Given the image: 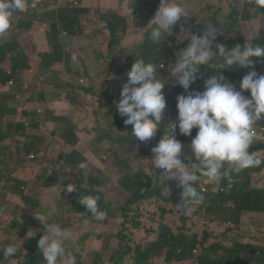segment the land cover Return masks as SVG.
Instances as JSON below:
<instances>
[{
    "label": "trees",
    "instance_id": "16d2710c",
    "mask_svg": "<svg viewBox=\"0 0 264 264\" xmlns=\"http://www.w3.org/2000/svg\"><path fill=\"white\" fill-rule=\"evenodd\" d=\"M47 1L56 2L57 0ZM78 1L83 2V0ZM33 2L34 0H27L29 11L24 15V17H29L20 19L16 22V24L11 23L10 29L5 34L0 35V81L5 83V78H9L8 76H5L2 71V63L4 62V58L9 54L4 51L3 41L9 39L11 33L15 32V34L21 36V34L26 33H36L41 27H44L51 47L55 52L51 55L43 54L41 58H38L40 60L38 64L39 73L34 75H40L43 78L47 75L51 76V78L47 80L48 83L43 85L40 95L43 96L45 94L44 89L50 88L56 83V95H63L64 98L67 99L69 94L67 101L73 106L74 114L76 112L84 114L81 106L86 100V97H94L96 99V101L99 103V111L95 113V115L97 117H102V120L94 122L93 120L86 119V121L83 122V124L86 126L85 131L92 129L98 133L100 130H102L98 142H111L115 146L107 151H105L102 147L101 154L103 153L108 157L105 163L117 160L128 166L127 172L120 178L119 182H121V184L128 190L132 197H118L116 199L105 200L107 191L103 188V186L106 182H113L114 177L107 171H103L100 176L94 175L97 166L93 162L86 160L85 158L87 156L85 154L79 156L76 162L71 159L74 156L75 151L79 149L78 134L81 130L66 116L56 117L52 113L55 109L54 104L57 102H63V100L60 98L54 100V103L50 106L52 107L51 109L40 112L42 116L39 123L45 124L48 122V124H50L49 122H51L54 125V130H52V127L50 128V130L53 131L52 134L48 135L42 130V128L38 129V124L32 126L35 120H31L29 123L22 122L19 126H15L14 123H12L13 127L9 130V132H0V143L9 139L21 142L22 146H20L17 151L18 157L21 159L22 150H24L27 154L33 153L40 155L41 153H44V151L49 152L51 148L58 142L63 143L66 147L65 152L60 157L52 160V169L46 170L45 174L41 177L45 182V192L56 194L58 196L60 193L59 187L61 183H63L64 186L72 184L71 181H66L65 183L61 181L65 171L71 169V166L74 165V163L79 164L80 162H90L88 165L89 167L87 174H85L84 170H81V174L77 177V199L69 200L66 197L64 200H62V193L61 197L59 196V198L62 200V203H64V210L67 212L71 211L82 214L85 218V222H90L92 225H96L98 220H96L91 213L87 212V209L84 205L79 203V198L84 195H93L99 197L98 205L100 210L106 211L110 218L114 217L120 221L123 219V222H121L120 231L109 238L106 247L102 250L89 253V255L95 257V264H127V261H131L132 264H186L190 262V257L192 259H196L195 264H264V233L259 234L263 230L259 226H254L253 228L257 233L248 235L246 231L240 230L238 225H228L223 231L221 239L218 238V235H212L211 237L207 236L205 239L199 240L197 238L199 226H197V228L191 232L187 231L188 226H196L198 224V215L205 213V210L202 207L208 206L211 202V209H209L211 212L219 211V207H226V204L231 201L233 204L235 203L236 207V209H233L232 204L231 210L233 212L239 208L241 212L251 211L264 213V193L257 192L254 196L249 190L245 189V186L248 183L245 180L249 179L251 175L255 176L256 172L253 169L262 170L264 169V165L259 168L246 169L237 175H233L231 179H221L219 182H216L221 185V188L225 189L229 188V184H235L236 189L233 191V194L229 195L226 193L218 195L217 193H213L211 188L208 193H202V188L204 185L212 186L207 178L202 177L200 181L197 182L196 186L197 190H199L203 185L198 191L204 197L203 203L193 206L187 210L181 211L179 209L178 211V215L180 216L181 222L183 224V229H180V231L184 230L182 233L183 237L176 238L172 236L170 238L169 236L171 233L168 231L163 239L158 241V243L153 242L156 230V217H158L160 213L163 214L165 211L170 210L164 209L160 212L158 207L163 206L159 205V201L161 200L164 204L172 203L177 208L180 199L179 195L182 191V189L177 187L178 181L163 179L161 173H159V170L153 166L154 161H152L154 158L152 148L158 144L163 136V131H166L167 129V124L177 117V115L174 114L178 112L173 108L166 106V112L163 114L160 128H158L157 131V141L155 139V141L152 142H140L139 140L135 139L132 134H129L127 138L124 132L129 131L131 133L132 126L124 124V119H126V117H121L118 114L117 108H115V98L118 97L120 99L122 86L127 82L128 79L126 73L131 69L134 63L122 56H119L113 63L115 70L111 72L110 77L107 80L109 90H102L101 94L95 93L93 81L90 82V88H81L74 85V83L69 82L68 76H66V79L63 80V77L56 75L58 74V71L61 67L57 65L56 61L64 64V39H62V32L56 23L61 22L64 29L67 30L71 35H76L79 39H82L84 32L83 23H92L94 21V17L89 14V10L85 7L54 8L50 11H47L42 6H40L35 11L32 9ZM41 7L42 11H40ZM158 7L159 0H128V4L126 5L125 9L118 10V12L122 14L123 12L133 11V14L137 15V17L133 15L121 20L119 15H105L103 20L108 24V31L112 38L110 44L113 48V51H119L120 48L115 39L122 31L127 32L130 25L134 21H137L140 29H145L149 35L152 25L148 22L154 16ZM260 10L264 13V9ZM130 20H132V22H130ZM193 30L195 32L198 31L197 29ZM183 32L184 29H182V26L178 25L172 30V34L170 36L166 35L164 37L160 44L152 43V49L150 53L151 58L149 62H152L153 60L156 65H161L162 62L156 58L160 55L169 54L172 57V61L175 62L178 53L181 51L178 48V44L180 43L178 41V35L183 34ZM197 34H200V31ZM167 37L171 40H174L177 45L174 47H169ZM90 42H95V36H93ZM217 42L223 44L226 48H230L225 38H222L221 40L216 38L214 43ZM257 43L264 44V33ZM105 45L106 42L102 41L101 46ZM12 46L17 50L22 62L26 61V68L30 70V60L25 49L17 43ZM213 51H215V48ZM12 57L13 60L18 61L16 58V53H14ZM100 59L105 61L107 60V57L104 54H101ZM254 61L256 68L251 70H255L258 74L264 75V60L255 58ZM82 64L83 62L73 63L72 66L67 68L68 72L81 75L82 68L80 65ZM165 75L166 72L159 71L158 68L157 76L158 78L162 79V82H164ZM238 75V68L230 69L227 77L232 80H237ZM87 76L90 80H100V76H96L95 78L91 77L89 72H87ZM101 76L103 77V75ZM170 78L171 87H177L178 81L176 83H172L173 80H177L176 77H172L170 74ZM34 79L39 78L35 77ZM83 85H85V83ZM75 89L82 90L83 93L81 95L75 94ZM190 89L191 91L189 94L193 92L192 86ZM50 91L55 92L53 89ZM61 92L64 94H61ZM180 93H184L182 88ZM74 94L77 97L75 99L73 97ZM24 95V86H17L15 98ZM13 100L14 98H0V125L7 115H11L12 117L16 116V112L9 105ZM28 100L29 102L45 103L44 101L36 100L35 97H29ZM43 105V108L46 109L48 108L49 103L46 102ZM105 109L116 112L114 120H111L109 115L105 114ZM34 115H37V113ZM24 116H27V113H24ZM62 124L65 125V127H63ZM65 129H67L66 134ZM174 134L183 145L186 143L184 136L180 135L178 128L175 130ZM134 142H136L137 145H135ZM252 146L253 150H251L250 153L257 152L259 147L264 149V130L257 132ZM53 155H55L54 152ZM259 157L264 159V151ZM184 163L188 166H191V164L198 162L196 160L187 159ZM37 168L38 170L40 169L39 167ZM30 183L31 181L29 180L15 178L9 179L6 182L7 185L4 186L6 187V192H15L22 197L27 211L34 210L36 207L43 210L44 207L42 206L41 193L37 187ZM136 184H139L141 188L146 189L145 193H143L144 191L142 190L139 191ZM216 185L217 184H215V186ZM150 187L157 188L158 190L152 191ZM239 189L241 190L235 196L234 194ZM165 190H168V196H165L162 193ZM33 194H35V196L29 197ZM67 205L74 207L73 210L69 209ZM141 206L147 209V211L152 212L150 215H148L149 220L146 218L148 222L144 230L135 229L132 227L131 222H134V218L130 217L134 215V212L139 211ZM246 207H250V209H247ZM1 213L2 212H0V214ZM145 214H148V212H145ZM155 214L157 216H155ZM64 216L65 213L63 212L58 214L57 218L63 219ZM58 224L67 230H69L71 225V223L62 220L59 221ZM14 228L16 229V238L20 237L24 232L27 231L26 226L23 223L15 221L6 222L4 232H12ZM87 234L88 233H86L85 236ZM41 237L42 235L35 238L32 245L25 253H17V255L11 259H16L19 264H35L38 261L44 264L43 257L38 248V240ZM147 240L151 243L144 244V242ZM67 246L68 250L71 251L75 256L76 264H89L84 253L74 251L76 247L72 245L71 239L67 241ZM169 248L172 249V251H168ZM179 249L182 251L180 252ZM195 250L199 251L198 255H195ZM81 256L83 259H81Z\"/></svg>",
    "mask_w": 264,
    "mask_h": 264
},
{
    "label": "clouds",
    "instance_id": "9594fccd",
    "mask_svg": "<svg viewBox=\"0 0 264 264\" xmlns=\"http://www.w3.org/2000/svg\"><path fill=\"white\" fill-rule=\"evenodd\" d=\"M57 1L59 5L56 8H61L60 5L65 1L69 2ZM76 2L77 5L70 3L71 8L80 7L78 1ZM249 3L257 10L264 9V0H249ZM26 6L27 0H0V35L10 29L13 15L25 11ZM35 6L36 2L32 4V8ZM193 20L189 19L185 4L179 0H159V7L148 22L152 25L151 32L148 35L146 31L143 43L137 47L144 52L143 58H130L129 52L135 46L121 44L122 41L118 37L115 39L119 44L121 56L134 63L126 73L127 82L123 84L120 99L116 102L118 114L126 117L124 124L132 126L133 137L145 142L156 135L157 141V131L166 106L178 112L174 114L177 117L167 124L158 144L152 148V161L163 179L178 181L177 187L182 191L177 206L181 211L203 203L204 197L196 186L202 177L210 182H219L221 179H231L233 175L246 169L264 165V159L258 155L260 151L249 152L256 138L257 123L264 118V75L255 70L247 72L240 82V90L221 75L226 69L244 66L251 68L255 58L264 60V44L249 40L243 46L226 48L221 43H214L220 32L216 25L209 23L205 27L197 28L198 31L195 32L190 29ZM134 24L137 27L133 31H138V22L134 21L131 27ZM178 25L184 29L183 34L186 35L187 42L178 44L181 51L175 62L172 61L171 71H168L162 69L165 65L163 62L161 65H156L153 60L149 62V50L152 43L160 44ZM59 28L62 36H70L62 23ZM199 31L200 34H197ZM127 33L129 34V29ZM167 41L169 47L177 45L168 37ZM10 48L11 45L6 42L4 51L7 52ZM72 60L75 62L77 57L73 55ZM158 68L159 71L166 72L164 81L167 83L158 78ZM211 70L212 74L206 79V74ZM170 74L176 77L185 92L195 82L200 92L178 95L177 104H173L167 99V95L164 96L165 84L171 85ZM9 75L10 78L12 74ZM10 86L14 84L10 83ZM244 92H250V97L245 96ZM177 128L185 138L184 145L174 134ZM22 156L27 159L34 156L32 160L36 159V155H28L24 150ZM187 159L196 160L198 163L188 166L184 163ZM77 167L87 174V163L80 162ZM64 189L67 193L76 191L72 184ZM59 196L61 197V192ZM98 200L97 196L84 195L79 198V203L84 205L96 220L103 221L107 212L100 210ZM3 211L4 209H0V212ZM34 217L44 227V235L38 240L44 264H76L75 256L67 246V241L71 238L69 230L49 222L48 214L38 212ZM14 221L22 223L20 219ZM5 234L11 236V242L17 239L14 230ZM87 235L91 236L92 233ZM35 236L34 230L28 232V237ZM3 244L5 246L0 249L3 258H14L19 251L17 245Z\"/></svg>",
    "mask_w": 264,
    "mask_h": 264
},
{
    "label": "rangeland",
    "instance_id": "374dc122",
    "mask_svg": "<svg viewBox=\"0 0 264 264\" xmlns=\"http://www.w3.org/2000/svg\"><path fill=\"white\" fill-rule=\"evenodd\" d=\"M103 0H86V3L91 6L92 9L96 11L94 14L97 18H102L101 12L103 10H111L112 15H119L121 20H124L128 16H133V12H123L122 14L118 12V10L125 9L126 5L128 4V0H114L116 1V4L113 5L114 8H102V2ZM181 3L185 4L187 9V14L189 19H194L191 23L190 29H197L201 27H205L209 23L216 25L220 32L217 35V39L221 40L222 38H225L229 44V47H234L236 45L243 46L246 41L251 40L253 43H257L258 40L262 37L264 33V13L261 10L255 9L250 3L249 0H179ZM36 2V6L32 8L33 10H37L40 6H42L45 10L50 11L54 8H56L59 5V1L52 2V1H46V0H34ZM33 2V4H34ZM61 8H71V4L68 1H65L62 3ZM42 7L40 8V11H42ZM100 9V10H98ZM28 5L26 6L25 11L15 13L11 19V23L16 24L17 21H19L22 18H28L24 17L25 14L28 13ZM261 11V12H260ZM114 13V14H113ZM137 17V15H134ZM132 22V20H130ZM137 27L136 24L133 25L129 29V34L125 31H122L118 39L122 41L121 44L124 45H134L135 47L132 49V51L129 52L130 58H133L134 56L137 57V59L144 57V52L142 50H139L137 47L141 45L144 41V36L142 34H133V30ZM44 30V27H41L34 35V40L29 41V37L33 33H26L21 34V36L11 33L9 39H6L3 41V44L11 45V48L7 50V53L9 55L13 56L14 53H16V58L18 61L13 60L15 66L20 69L21 71H28L25 66V62L21 60L17 50L12 46L14 44H19L21 47H23L26 51H28V48H30L32 42L34 43L35 51L39 49L46 50L44 46V40H43V33L41 31ZM98 40H103L106 43L109 41L108 36L100 35L98 37ZM112 40V39H111ZM110 40V41H111ZM178 41L180 42V45L185 44L187 42V37L185 34L178 35ZM76 43V42H75ZM1 44V43H0ZM27 47V48H26ZM84 47V46H83ZM151 47L149 52H151ZM14 52V53H13ZM101 54H104L107 57V60L102 61L101 59H98V56ZM121 56V53L119 51H113V48L109 46L108 44L106 46H94L92 49L88 48L87 50V58H86V64H87V71H93L96 70L97 74L103 75V77L94 82V88L95 93L101 94L102 90H109L107 80L110 77L111 72L115 70L114 62L116 59ZM157 60L163 62L165 65H163L162 69H166L168 71H171L172 66V57L171 55H160L156 58ZM13 70V75L9 79L15 80L17 78L16 75V69ZM91 68V69H90ZM255 61L253 62V66L250 68L248 66L240 67L238 68V79L232 80L227 77V74L230 69L223 70L221 72V75L231 82L237 90H240V82L245 74L247 72L251 71V69H255ZM7 70V69H6ZM199 70V69H198ZM213 70L206 74V79L209 77L210 74H212ZM199 73V72H198ZM90 80V79H89ZM80 79L78 82L80 83ZM177 80H173L172 83H176ZM83 83V82H81ZM164 83H167L166 80ZM192 86V91L196 92L199 91L198 84L195 82ZM165 92L164 96L167 95V99L172 101L173 104H177L176 97L178 95H188L191 89H189L187 92L184 91V93L181 92V86L178 83L177 87L169 84H165ZM110 92V91H109ZM200 92V91H199ZM192 93V92H191ZM53 94V93H50ZM245 96L250 97V92H244ZM86 102L84 101L82 103V110L84 111V114H82L85 119L93 120L94 122H97L98 120H102V117H97L95 113L99 111V103L96 101L94 97H86ZM52 100V99H51ZM119 100L118 97L115 98V102ZM43 104L41 102H37L36 105L39 106V109H37V106H34V114L37 113V115H32L31 120H35L33 122V125H39L38 129H41L45 133H51L50 128L54 125H48L44 123H39L41 120V111L51 109L50 107L52 103H49L48 108L44 109ZM32 105V103H31ZM25 106L20 105L19 106V114L22 108ZM116 108V106H115ZM40 113V114H38ZM44 114V113H42ZM57 115V113H54ZM105 114L109 115L111 120L115 119L116 112L110 111L109 109H105ZM77 117L81 118L80 115L76 112L75 114L73 111L69 112L68 119L74 124L77 125L80 128V139L81 143L78 144V148L75 151L74 156L71 158L75 162L79 158V156L85 154L87 157L85 158L88 161L93 162L97 169L94 172V175L100 176L103 171H107L109 174H111L114 177V181L111 183H105L103 188L107 191V196L105 200L107 199H116V198H126V197H132L128 190L119 182L120 178L127 172L128 166L114 160L109 163H105L106 159L108 158L103 153L101 154V148L103 147L105 151L109 150L112 147H115L111 142H103L101 145V142H98L100 139V134L102 130H100L98 133L93 131L92 129H88L85 131L86 126L83 124V122H80L77 120ZM89 123V121H88ZM63 125V124H62ZM31 126V127H32ZM65 127V125H63ZM117 129V128H116ZM264 130V118H262L255 128L256 134L257 132H261ZM29 131V130H28ZM67 133V129H65V134ZM128 138V135L131 134L129 131L124 132ZM156 135H154L151 139L145 142H152L155 141ZM135 145H137L136 142H134ZM102 146V147H101ZM261 146V145H259ZM66 147L63 143L58 142L55 144L47 156L48 159L51 161L54 160L57 157H60L65 152ZM253 150V146H250L249 152ZM264 150L263 148L259 147L257 149L258 155L260 156ZM53 152L55 155H53ZM101 154V155H100ZM101 156V157H100ZM27 159V158H26ZM33 158L27 159L32 160ZM35 161V160H33ZM90 162L87 164L89 165ZM78 164L74 163L72 165L71 169L66 170L65 174L62 176L61 181H71L72 185L75 186L77 189V177L81 174V170L77 167ZM40 169H39V176H43L48 169H52V165L50 161L46 160L40 163ZM15 170L10 171L11 177L16 178H23L28 179L30 178L28 170L24 171L20 167H13ZM253 169V168H252ZM256 173L255 176H250L249 179L245 180L248 183L245 186V189L249 190L254 196L257 192L264 193V169L257 170L253 169ZM32 184L37 187L41 193V199H42V206L44 207L43 210L36 207L34 210L27 211L26 205L23 202V200L19 197L18 193L15 192H6L4 195L7 197L5 201L14 202L18 205V207L22 210L21 213H14V214H7L6 208H4L1 203L0 209H4V211L0 214V223L3 220H10L11 218H18L22 221V223L26 226L27 231L24 232L20 237L13 240L11 243L17 245L19 248L18 253H25L28 248L32 245L35 238H37L40 235H44V227L41 225V223L35 219L34 215L38 212H42L49 215V222L51 223H57L59 221H66L71 223L69 227V232L72 233L71 243L74 247V251H77L79 253H84L85 258L87 259L89 264H95V257L89 255V253L93 251H99L106 247L107 241L111 236H113L115 233L120 231L121 227V221L119 219H115L114 217L110 218L108 215L105 220L103 221H97L96 225H92L90 222H85V218L80 213H75L71 211L64 210V203H62V200H64L66 197L69 200H75L78 197V191H74L72 193H67L66 189L63 190L65 187L63 183L60 184L59 192L63 194V199L61 200L58 195L52 194L49 192H45L44 184L45 182L43 180L41 181H33ZM212 186L208 185H202V193H208L210 188L213 193H217L218 195H221L223 193H226L227 195L233 194V191L236 189L235 184H229V188H221V185L216 182H210ZM215 184H217L215 186ZM138 186L139 191L142 190L145 193L146 189L141 188L139 184H136ZM134 186V185H133ZM135 188V187H134ZM200 188V189H201ZM152 191L158 190L157 188L150 187ZM199 189V190H200ZM198 190V191H199ZM239 189L234 195L236 196L239 191ZM165 196H168L169 192L168 190H165L162 192ZM35 196V194L30 195L29 197ZM212 202L206 206L202 207L205 210L204 214L198 215V224L196 226H188L187 231L191 232L199 226V231L197 234V238L205 239L207 236L211 237L212 235L216 236L218 235V238H222L223 231L228 225H238L240 227V230L246 231L248 235L257 233L254 231V226H259L262 228V232L259 234L264 233V213L261 212H241L238 208L235 212L231 210L232 202H228L226 204V207H219V211L211 212L209 209H211ZM159 205L163 207L158 206H151V207H158L159 211L161 212L164 209H170L168 211H165L163 214L160 213L158 217H156V230L153 238L154 243H158L165 234L169 231L172 236L176 238L183 237L182 233L184 230L180 231V229H183L181 218L178 215L179 208L175 207L172 203H166L164 204L161 200L159 201ZM69 209L73 210L74 207L71 205H67ZM247 209H250V207H246ZM233 209H236L235 203L233 204ZM65 213V216L63 219L57 218L58 214ZM145 212L148 214H145ZM152 212L147 211L144 207H140V210L137 212H134L133 216H130L131 218H134V222L132 223V227L135 229L144 230L146 227V224L149 220L148 215H150ZM155 216H157L155 214ZM146 218L148 220H146ZM30 230H34L36 232V236L28 237V232ZM86 233H92L93 241L92 242H86L84 240V236ZM164 242V241H163ZM145 243H151L150 241H145ZM5 246L0 243V249ZM174 247V246H173ZM168 251H172V249L169 248ZM181 252L182 250L179 249ZM199 251L195 250V255H198ZM82 257V256H81ZM83 259V257L81 258ZM188 263L186 264H195L196 259L189 258ZM127 264H132L131 261H127ZM0 264H19V262L16 259L11 258H3L2 251H0ZM35 264H42L40 261H38Z\"/></svg>",
    "mask_w": 264,
    "mask_h": 264
},
{
    "label": "crops",
    "instance_id": "0c3cea01",
    "mask_svg": "<svg viewBox=\"0 0 264 264\" xmlns=\"http://www.w3.org/2000/svg\"><path fill=\"white\" fill-rule=\"evenodd\" d=\"M78 1V0H76ZM80 7H85L86 9L89 10V14L92 15L94 17V21L92 23H83V27H84V32H83V38L79 39L76 35L73 36L70 34L69 37H64L62 36V39H64V44H63V53H64V58H63V62L64 64H61L60 62H57V65L60 67L59 71H58V75L59 77H63V80L66 79V76H68L69 82L74 83V85H76L77 87H81V88H86L89 87L90 88V82H96L98 80H89V77L87 76V72H89L91 74V77H98L100 76L99 79L102 78V76L100 74L96 73V70L93 71H87V64H86V58H87V50L88 48H93L94 46H98L100 47L102 45V41L103 40H98V37L102 34L105 37L108 36L109 37V41L108 43H106V45L108 44L109 46H111L110 42L112 41L111 39V35L108 31V24L103 20V17L107 14L112 15V11L111 10H103L101 12L102 14V18H97L94 16V14L96 13V11L94 9L91 8L90 5H88L86 3V0H83V2H79ZM102 4V8H114L113 5L116 4V1L114 0H103L101 2ZM100 10V9H98ZM133 12V11H132ZM114 14V13H113ZM61 22L56 23V25L59 27ZM132 25V24H131ZM131 25L129 27V29L131 28ZM60 29V28H59ZM41 33H43V40H44V46L46 48V50L44 49H39L37 51H35V47H34V43L32 42L30 46V48H28L27 51V56L30 60V67L31 69H27L26 68V61L25 62V66L24 68H26V70L28 71H21L20 69H18L14 62H13V57L11 55H6L4 58V62L2 63V71L4 73L5 76H10L9 74L13 75V70L15 68L16 69V75L17 78L15 80L13 79H9V78H5V83H2L0 81V98H11L14 100L9 104L10 107L16 112V116L12 117L11 115H7L6 118L1 122L0 125V132L6 133L9 132V130L13 127L12 123H14L15 126H19L22 122L24 123H29L31 121V116L34 113V106H37V109H39V106L36 105L37 102H29V97H35L36 100L38 101H44L45 103H54V100L56 99H62L63 102L59 103L57 102L55 105V109L52 112L53 114L56 112L57 115L54 114V116L56 117H60V116H66L67 118L69 117V112L73 111L74 108L73 106L67 101L69 98V94H68V98H64V96H59L56 95V83L53 84L50 88H45V94L43 96L40 95V93L42 92L43 89V85H46L48 83V79L51 78V76H46V77H41L40 75H34L39 73V68H38V64L40 62V60L38 58H41L43 56V54H53L55 51L52 49L51 44L48 40L47 37V33L45 30L41 31ZM133 34H142L143 36H145L146 30L145 29H139L138 31H133ZM34 35L35 33L31 34L29 37V41L30 40H34ZM93 36H95V42L91 43L90 40L93 38ZM111 40V41H110ZM76 42V43H75ZM105 45V46H106ZM84 46V47H83ZM27 48V47H26ZM75 55L77 57V60L74 62L72 60V56ZM98 59L100 60V56H98ZM103 61V60H102ZM77 62H83L82 65H80V67L82 68V74H74V73H69L68 72V67L72 66L73 63H77ZM7 69V70H6ZM91 69V68H90ZM35 77H38L39 79H34ZM81 80L80 83L78 82V80ZM83 82V83H81ZM10 83H13L14 86L11 87ZM85 83V85H83ZM24 86L25 88V95L24 96H18L15 98L16 95V91H17V86ZM41 85V86H40ZM53 89L55 92H51L50 90ZM76 93L78 95H81L83 93L82 90H77L75 89ZM53 93V94H50ZM61 94H64L61 92ZM75 94L73 95L74 99L77 98L75 96ZM52 99V100H51ZM32 103V105H31ZM25 106L24 108L21 109L20 111V116H18L19 114V106ZM24 113H27V116H24ZM78 115H80L81 118L77 117V120L80 122H85L86 119L84 117H82L83 115L81 113H78ZM50 124H48V122H46L45 124L48 125H53L51 122H49ZM54 130V126L53 129ZM51 133H47L48 135L52 134ZM80 134H78L79 137V143H81V139H80ZM103 144V142H101V145ZM22 146L21 142H17L13 139H9L6 140L4 142L0 143V206L1 203L4 202V200L7 198L4 194L6 193V187L4 185H7L6 182L9 179H15L16 177H11L10 175V171L15 170V168L13 167H20L22 168L24 171L28 170L29 176L30 178L25 179V180H29L31 181V183L33 181H41L43 180L41 178V176L38 177V173L39 170L37 167H41L40 163L43 161H50V163H52V161L50 159H48V155L51 152H47L44 151V153H41L40 155L34 154L36 155V159L35 161L33 160H27L25 157L22 156V159L18 157V148ZM102 147V146H101ZM33 154V153H31ZM29 155V154H28ZM19 179H22L21 177ZM30 183V184H31ZM19 197L22 199V197L19 195ZM4 208H6L7 210V214H14V213H21L22 210L18 207V205L14 202H9V201H5L2 205ZM18 219V218H15ZM14 218H11L10 220H3L0 223V243L3 245V243H11V241L9 240V238L11 236H9L8 234H5L4 232V228H5V223L6 222H13L15 220ZM123 220V219H122ZM15 222V221H14ZM14 232L16 233V229L14 228ZM86 242H92L93 241V236L89 235L86 236L85 238Z\"/></svg>",
    "mask_w": 264,
    "mask_h": 264
},
{
    "label": "built area",
    "instance_id": "2783aa9c",
    "mask_svg": "<svg viewBox=\"0 0 264 264\" xmlns=\"http://www.w3.org/2000/svg\"><path fill=\"white\" fill-rule=\"evenodd\" d=\"M63 0H60V2H62ZM70 3L74 4V5H77V2L74 1V0H69ZM31 158H34V156H31Z\"/></svg>",
    "mask_w": 264,
    "mask_h": 264
}]
</instances>
